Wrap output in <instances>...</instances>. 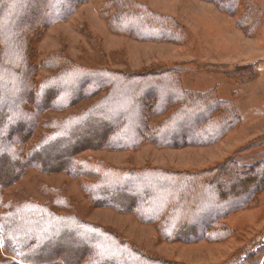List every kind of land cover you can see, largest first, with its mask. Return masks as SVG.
Instances as JSON below:
<instances>
[{"label":"trees","instance_id":"trees-1","mask_svg":"<svg viewBox=\"0 0 264 264\" xmlns=\"http://www.w3.org/2000/svg\"><path fill=\"white\" fill-rule=\"evenodd\" d=\"M88 1L0 0V18L9 16L5 30V22L0 20V264H179L154 257L127 238L76 215L59 214L48 205L29 201L20 207L5 206L4 189L29 169L65 173L79 180L90 204L132 214L141 223L154 225L160 241L217 242L233 233L222 221L254 206L264 189V158L241 165L236 157L218 167L175 172L159 167L115 168L80 157L87 151H133L146 143L172 149L210 146L241 124L234 102L217 97L214 90L196 93L184 88L177 69L116 71L114 76L104 71V82L113 81V92L109 90L80 114L44 123L45 135L35 145L29 144L43 112L68 109L88 95L100 93L87 90L89 84H98L96 77L103 71L87 73L75 67L37 83L36 66L30 59L32 43L44 28L69 19ZM202 1L230 16L237 15L240 5V0ZM111 5L108 25L117 34L141 41H186L184 28L172 17L153 13L136 0H115ZM243 7L236 25L252 37L264 25V13L255 0L251 13ZM5 79H12V84L3 94ZM125 102L128 105L116 108L112 117L117 123L114 132L107 116L115 109L108 107ZM155 116H161V122L150 126L148 121ZM131 122H139L135 132ZM76 233L86 234L88 244L74 250L65 244H76ZM62 245L69 249H61ZM110 253L112 258L100 263ZM116 256L122 263L116 262ZM239 264H264V243L243 255Z\"/></svg>","mask_w":264,"mask_h":264},{"label":"rangeland","instance_id":"rangeland-1","mask_svg":"<svg viewBox=\"0 0 264 264\" xmlns=\"http://www.w3.org/2000/svg\"><path fill=\"white\" fill-rule=\"evenodd\" d=\"M113 1L115 0H89L69 19L44 28L32 43L30 59L36 66L34 78L37 83L75 67L84 68L87 73L90 70H100L103 73L96 77L98 84H89L87 90L90 93L97 89L99 94L88 95L74 107L52 108L39 115L37 133L29 144L35 145L45 135L47 129L44 123L80 114L102 99L109 90L113 92V81L104 82V71L114 76L116 71L145 73L177 69L182 73L180 76L184 88L196 93L214 90L217 97L234 102L242 120L231 131L233 133L229 132L231 136L228 134L227 139L228 135L224 137L222 143L219 141L203 147L157 148L146 143L133 151H87L81 153L80 157L98 159L115 168L159 167L175 172H197L218 167L236 157L241 165H252L263 159L264 134L249 138L248 133H256L257 129L264 128V25L252 37H248L236 25L242 14V7H248L251 13L254 0H240L237 15L234 16L227 15L215 4L202 0H136L153 13L174 18L184 28L187 36L186 41L181 44L141 41L111 31L108 22ZM255 1L261 8L259 10L264 13V0ZM0 20L5 22L4 30L7 29L9 16H1ZM4 64L9 65L6 62ZM9 84H12V79L3 81V94L9 91ZM114 90L111 93L113 97L116 94V89ZM127 105V102L119 106L115 103L108 107L111 111L115 109L112 116H107L111 117L107 122L109 120L114 132L117 123L112 117L116 116V108L122 109ZM161 119V116L152 117L148 124L155 126ZM138 123L131 122L133 132L139 127ZM57 157L56 155L55 158ZM3 194L6 207H20L29 201L48 205L59 214L76 215L89 223L104 227L119 237L127 238L148 254L171 263L239 264L243 255L255 252L264 243V189L258 194L254 206L238 210L222 221L233 231L230 237L217 242L198 243L160 241L154 225L143 224L132 214H121L114 209L93 206L87 200L79 180L72 179L65 173L44 174L31 168L15 184L4 189ZM75 237L76 244L66 242L65 245L75 250L88 244L86 234L76 233ZM60 248L69 249L63 245ZM110 258L111 253L104 256L100 263ZM115 258L116 262L122 263L121 258Z\"/></svg>","mask_w":264,"mask_h":264},{"label":"crops","instance_id":"crops-1","mask_svg":"<svg viewBox=\"0 0 264 264\" xmlns=\"http://www.w3.org/2000/svg\"><path fill=\"white\" fill-rule=\"evenodd\" d=\"M262 7V6H261ZM238 30V29H237ZM240 31V30H239ZM240 32H242V31H240ZM256 36V35H255ZM247 63H249V62H247ZM251 63V62H250ZM260 75V74H259ZM258 77H256V79H257ZM256 79H254V80H256ZM261 132V133H260ZM230 133H233V132H230ZM258 134H264V128L263 129H257V132L256 133H248V135L250 136L249 138H251V137H253V136H256V135H258ZM230 136H231V134H229ZM229 135L226 137V139L229 137ZM248 135H244V136H248ZM225 139V140H226ZM224 140V141H225ZM244 141V140H243ZM242 141V142H243ZM223 141H221L220 143H222Z\"/></svg>","mask_w":264,"mask_h":264}]
</instances>
